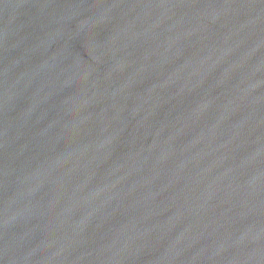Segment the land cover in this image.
<instances>
[{"label":"water","instance_id":"obj_1","mask_svg":"<svg viewBox=\"0 0 264 264\" xmlns=\"http://www.w3.org/2000/svg\"><path fill=\"white\" fill-rule=\"evenodd\" d=\"M0 264H264V0H0Z\"/></svg>","mask_w":264,"mask_h":264}]
</instances>
